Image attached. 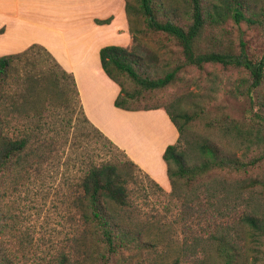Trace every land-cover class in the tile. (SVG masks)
Instances as JSON below:
<instances>
[{
  "label": "trees",
  "instance_id": "1",
  "mask_svg": "<svg viewBox=\"0 0 264 264\" xmlns=\"http://www.w3.org/2000/svg\"><path fill=\"white\" fill-rule=\"evenodd\" d=\"M136 1L138 7L126 0L132 41L136 31L133 18L139 19L144 14L151 30L178 42L187 64L198 68L206 64L243 68L250 75L247 94L252 96L254 90L261 87L264 82V57L254 62L244 52L238 56L217 52L198 53L196 48L208 20L216 23L229 14L237 24L243 21L250 25L260 23L243 12V9L252 6L253 0L250 3L246 0H224L223 7H214L216 15L222 13V18L218 20L211 19L212 10L205 11L203 0H185V13L189 14L191 20L189 24L170 18L178 9H165L157 0ZM132 10L135 12L133 18L130 15ZM208 12L209 17L205 15ZM155 13H165L169 17L160 20ZM263 14L257 13L255 16ZM98 23L108 24L110 20ZM100 58L105 73L121 89L115 101L116 107L127 111L163 108L141 109L131 104L145 94L171 86L180 69L178 67L158 78L146 77L141 73L142 60L139 56L128 48L118 46L102 48ZM123 76H127L137 90L128 91L122 82ZM18 79L23 83L14 91L13 98L31 103L43 88H53L62 92L63 99L55 106L56 103L47 98L39 107L22 114L21 118L33 119L36 124L25 131L20 130L17 138L10 134V114H2L0 107V184L14 172L23 173L27 164L24 158L32 140L38 132L47 129V122L42 124V121L48 120L58 107L64 108L70 115L66 123L69 129L75 121L78 148L84 144L90 146V137L83 133L81 127V124H85L114 152L126 156L86 118L73 75L66 72L45 47L34 44L21 53L0 58V103L3 99L8 102L7 87H10L11 81ZM261 107L263 113L258 118L262 122L257 123L259 128L256 133L252 126L233 121L212 120L206 125L224 136L234 135L242 143L247 141L249 150L252 144L264 147V99L261 100ZM164 109L179 133L177 142L169 145L164 153L171 182L168 196L180 203L182 212L188 213L190 219L199 221V229H190L186 233L178 254L172 260L158 262L149 258L140 259L144 253L151 255L159 242L148 235L155 224L150 219L135 215L129 188L133 172L129 165L136 166L128 157L116 162L102 159L91 162L77 179L75 258L70 263L68 257L63 256L60 264H264V152L249 158L246 153L241 156L229 153L205 138L191 144L187 131L190 124L201 120L200 113H174L168 108ZM192 154H195L193 163L188 158ZM150 181L166 193L154 181ZM0 264L4 263L1 261Z\"/></svg>",
  "mask_w": 264,
  "mask_h": 264
},
{
  "label": "rangeland",
  "instance_id": "2",
  "mask_svg": "<svg viewBox=\"0 0 264 264\" xmlns=\"http://www.w3.org/2000/svg\"><path fill=\"white\" fill-rule=\"evenodd\" d=\"M129 1L138 7L136 0ZM157 1L165 9H178L170 18L179 19L182 24L191 22L189 14L185 13V0ZM223 1H202L205 11L212 10V20L221 17L222 13L216 15L214 7H223ZM251 1L246 0L247 3ZM243 12L260 23L250 25L243 21L237 24L229 14L216 23L208 20L196 44L198 53L217 52L238 56L244 52L250 60L260 61L264 57V14L257 17L255 14L264 13V0H253L252 6L243 9ZM130 15L135 17V12L132 10ZM155 15L160 20L169 17L165 13ZM205 15L209 17V12ZM133 19L136 31L128 50L142 60L141 73L146 77L158 78L178 67L180 69L171 86L145 94L131 106L141 109L163 107L174 113L199 112L201 120L190 124L187 131L191 144L205 138L238 156L245 153L249 158L261 155L264 152L261 145L252 144L249 150L247 141L242 143L234 135L224 136L217 129L207 127L206 123L212 120L233 121L252 126L256 133L259 128L257 123L262 122L258 115L263 113L261 100L264 99V82L249 96L246 89L250 85V75L245 69L220 64H206L198 68L187 64L182 48L175 39L151 30L144 14L139 19ZM122 82L128 91L137 90L127 76L122 77ZM22 83L18 79L11 81L9 88L5 86L9 93L8 102L3 99L0 103L2 114H10L8 127L13 138H17L20 130L25 131L36 124L33 119L21 118L22 114L39 107L47 98L56 103L55 106L63 99L62 92L53 88H43L31 103L13 98L14 91ZM69 116L64 108L58 107L48 120H43L42 124L47 122V129L38 132L32 140L24 158L26 169L22 174L14 172L0 184V262L4 264H60L63 256L73 263L77 179L91 162L127 159V155L114 152L102 139L92 134L85 124H81V127L83 133L90 137V146L84 144L78 148L75 121L70 129L66 124ZM194 156L188 157L191 163ZM129 168L133 172L129 188L135 215L150 219L155 224L148 235L159 242L151 255L144 253L139 258L158 262L172 260L178 254L186 233L190 229H199V221L190 219L188 213L182 212L180 203L168 196L171 190L167 192L163 189L166 192L163 193L140 169L130 165Z\"/></svg>",
  "mask_w": 264,
  "mask_h": 264
},
{
  "label": "crops",
  "instance_id": "3",
  "mask_svg": "<svg viewBox=\"0 0 264 264\" xmlns=\"http://www.w3.org/2000/svg\"><path fill=\"white\" fill-rule=\"evenodd\" d=\"M0 31V58L34 44L45 47L73 75L86 118L152 181L171 190L164 153L179 138L176 126L164 108L116 107L121 89L101 63L102 48L132 45L126 0H0Z\"/></svg>",
  "mask_w": 264,
  "mask_h": 264
}]
</instances>
